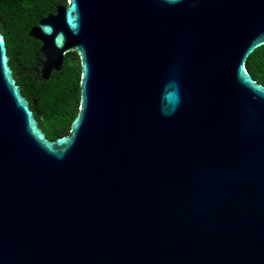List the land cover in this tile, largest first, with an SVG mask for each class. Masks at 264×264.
<instances>
[{"label":"water","instance_id":"1","mask_svg":"<svg viewBox=\"0 0 264 264\" xmlns=\"http://www.w3.org/2000/svg\"><path fill=\"white\" fill-rule=\"evenodd\" d=\"M81 100L47 137L0 29V264H264V0H67L29 30Z\"/></svg>","mask_w":264,"mask_h":264},{"label":"trees","instance_id":"2","mask_svg":"<svg viewBox=\"0 0 264 264\" xmlns=\"http://www.w3.org/2000/svg\"><path fill=\"white\" fill-rule=\"evenodd\" d=\"M67 0H0V29L3 32L9 63L21 92L30 101L40 126L50 139L69 134L78 115L81 100V62L78 53L69 51L60 70L48 79L40 73V41L29 35L39 19ZM247 70L264 84V44L251 52Z\"/></svg>","mask_w":264,"mask_h":264},{"label":"rangeland","instance_id":"3","mask_svg":"<svg viewBox=\"0 0 264 264\" xmlns=\"http://www.w3.org/2000/svg\"><path fill=\"white\" fill-rule=\"evenodd\" d=\"M77 52H75V54H76ZM78 56H79V54H78ZM80 57V56H79Z\"/></svg>","mask_w":264,"mask_h":264}]
</instances>
